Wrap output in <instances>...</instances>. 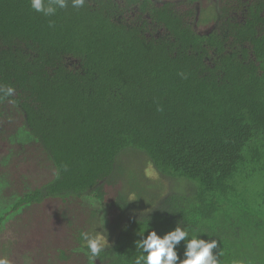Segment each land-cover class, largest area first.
Returning <instances> with one entry per match:
<instances>
[{
    "label": "trees",
    "instance_id": "trees-1",
    "mask_svg": "<svg viewBox=\"0 0 264 264\" xmlns=\"http://www.w3.org/2000/svg\"><path fill=\"white\" fill-rule=\"evenodd\" d=\"M0 87V122L9 106L50 173L0 209V258L22 247L14 218L56 203L81 228L45 247L52 264L89 263L81 224L107 241L95 264H132L141 235L178 224L220 264H264V0H69L51 17L0 0Z\"/></svg>",
    "mask_w": 264,
    "mask_h": 264
},
{
    "label": "rangeland",
    "instance_id": "rangeland-1",
    "mask_svg": "<svg viewBox=\"0 0 264 264\" xmlns=\"http://www.w3.org/2000/svg\"><path fill=\"white\" fill-rule=\"evenodd\" d=\"M19 123L16 113L8 106L6 118L0 122V209L10 204L23 189L31 191L45 183L50 174L39 144L20 130ZM141 163V173L161 187V194L170 191L172 186L167 179L160 176L147 160L142 159ZM76 216L77 212L71 206L57 208L56 203L24 209L7 228L16 234L22 247L11 249L0 259L7 258L9 264H52L53 257L45 253V247L71 248L74 236L81 228ZM37 221L33 227L32 222ZM81 226L87 231L84 225Z\"/></svg>",
    "mask_w": 264,
    "mask_h": 264
},
{
    "label": "clouds",
    "instance_id": "clouds-1",
    "mask_svg": "<svg viewBox=\"0 0 264 264\" xmlns=\"http://www.w3.org/2000/svg\"><path fill=\"white\" fill-rule=\"evenodd\" d=\"M68 3L69 0H30V7L45 17H51L56 15L58 9L67 8ZM84 3L85 0H71V7L79 9ZM53 26L50 21L49 27ZM14 94L12 87H0V99L13 97ZM189 235V230L181 228L179 224L162 237L154 230L146 238L141 235V239L135 241V249L139 254L134 257L132 264H220V253L213 254V249L217 248L216 240L206 241L195 234L189 239ZM80 239L86 245L85 254L89 264H95L107 241L100 234L86 231H81ZM181 241H184L183 259L177 251ZM0 264H9V261L2 258Z\"/></svg>",
    "mask_w": 264,
    "mask_h": 264
}]
</instances>
